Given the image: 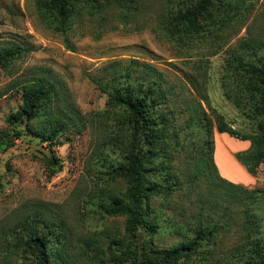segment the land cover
<instances>
[{
  "label": "rangeland",
  "instance_id": "obj_1",
  "mask_svg": "<svg viewBox=\"0 0 264 264\" xmlns=\"http://www.w3.org/2000/svg\"><path fill=\"white\" fill-rule=\"evenodd\" d=\"M233 3L224 13L225 24L212 29L204 23L197 34L175 37L164 27L167 0H141L138 8L123 11L110 3L98 12L96 2L88 1L93 13L83 12L65 33L52 27L38 0H0V264L28 263L30 257L19 242L24 232L20 219L37 210L63 223L70 240V264H132L119 262L118 255L109 252L95 256L86 241L99 240L105 248L109 243L105 236L125 238V216L104 211L105 198L123 194L127 186L113 173L121 161L120 121L118 110L107 106V93L126 83L148 81L166 99L162 107L171 120L163 144L166 170L161 176L150 175L171 186L168 193L150 199L160 225L153 235L154 247L170 248L191 237V224L202 217L219 225L216 236L180 264H244L240 254L244 204L228 196L245 193L225 185L214 187L203 175L195 178L198 161L191 154L194 142L204 138V128L192 119L200 107L222 114L243 134L257 131L262 117H247L224 95L227 59L264 53V0ZM245 43L253 47L248 49ZM4 46L18 47L19 53L2 59ZM38 78L52 87L49 115L67 124L50 141L32 132L45 126L46 115L27 124L25 118L7 120L21 104L26 84ZM227 89L244 98L232 79ZM218 133L213 128L214 162L219 144L225 158L239 169L234 159L248 174L240 168L245 179L233 182L264 189V160L252 175L235 157L249 147V140ZM51 157L61 166L50 170Z\"/></svg>",
  "mask_w": 264,
  "mask_h": 264
},
{
  "label": "trees",
  "instance_id": "obj_2",
  "mask_svg": "<svg viewBox=\"0 0 264 264\" xmlns=\"http://www.w3.org/2000/svg\"><path fill=\"white\" fill-rule=\"evenodd\" d=\"M88 1L96 2L93 7L97 12L110 3L120 8V11L136 9L141 3V0H104V4H100L98 0H38L40 8L50 16L52 27L63 33L83 12L90 15L93 13L88 8ZM167 1L170 7L164 27L169 35L175 37L197 34L204 23L212 29L217 28L218 24H225L224 13L234 5V0ZM245 45L248 49L253 47L248 43ZM18 53V47L4 46L1 56L2 59L11 60ZM253 54L254 57L245 53L230 56L226 64L228 80L223 84L224 95L239 106L247 117L254 119L262 116L258 130L251 134L240 133L229 125L222 114L215 110L207 113L200 107L192 114V119L199 127L204 128V138L200 137L194 142L196 144H193L191 154L198 161L193 172L195 178L203 175L214 187L225 185L229 189H240L245 193V196H235L233 193L228 196L243 200L244 204L241 258L244 264H264V189H247L222 177L213 158L214 128L237 139L249 140V147L236 152L235 157L250 174L256 175L264 160V53L253 51ZM231 79L244 98L227 89ZM51 92L52 87L42 78L26 84L22 102L16 113L8 115V122L15 123L25 118L24 123L27 124L46 115L45 126H36L32 128V132L49 141L59 136L67 124L61 118L49 115ZM107 94V106L118 110L120 121L121 161L115 166L113 173L123 177L127 186L123 194L105 198L107 205L104 211L109 215L125 216V238L116 241L105 236L109 241L105 248L102 246L104 243L96 239L88 240L86 244L94 251L95 256L109 252L117 254L119 262L130 260L132 264H180L183 259L198 251L203 243L214 239L219 225L210 224L202 217L195 218L197 221L190 228L191 237L182 239L170 248L154 247L153 235L160 225L154 220L150 199L171 190L170 184L164 182V179L150 178L154 173L161 176L166 170L163 154L167 147L163 144L169 137L168 128L171 125V120L162 107L166 99L160 94L158 86L149 81L138 82L136 86L126 83ZM15 133L21 135L22 130H15ZM157 158L159 161L154 164L153 161ZM57 159H48L50 170L61 166ZM20 225L24 232L19 242L23 245L26 257H30L27 264H70V240L62 222L52 220L37 210L33 214L24 215L20 219Z\"/></svg>",
  "mask_w": 264,
  "mask_h": 264
},
{
  "label": "bare ground",
  "instance_id": "obj_3",
  "mask_svg": "<svg viewBox=\"0 0 264 264\" xmlns=\"http://www.w3.org/2000/svg\"><path fill=\"white\" fill-rule=\"evenodd\" d=\"M218 134H225V133H218ZM218 145L215 148V163L217 164L219 171L221 173H224V175L234 179H237L238 177H244L245 174L243 173V171L240 168L236 169L234 163L225 158L222 152H220V146Z\"/></svg>",
  "mask_w": 264,
  "mask_h": 264
},
{
  "label": "crops",
  "instance_id": "obj_4",
  "mask_svg": "<svg viewBox=\"0 0 264 264\" xmlns=\"http://www.w3.org/2000/svg\"><path fill=\"white\" fill-rule=\"evenodd\" d=\"M249 142V141H248ZM246 145H248V144H246ZM245 145V146H246ZM215 155V154H214ZM231 155V154H230ZM215 157V156H214ZM231 157H232V155H231ZM232 159H233V157H232ZM233 161L235 162V164L237 165V166H239L246 174H247V172L233 159ZM221 173V172H220ZM221 175H223L224 177H226V178H228V179H231V177H228V176H226V175H224L223 173H221ZM248 175V174H247ZM245 179V177H242V178H240V179H234V178H232L231 180L232 181H238V182H240V181H243Z\"/></svg>",
  "mask_w": 264,
  "mask_h": 264
}]
</instances>
